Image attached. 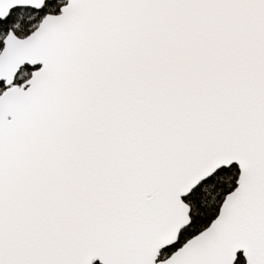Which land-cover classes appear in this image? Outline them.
Segmentation results:
<instances>
[{"label": "snow or ice", "instance_id": "obj_1", "mask_svg": "<svg viewBox=\"0 0 264 264\" xmlns=\"http://www.w3.org/2000/svg\"><path fill=\"white\" fill-rule=\"evenodd\" d=\"M0 264H264V0H0Z\"/></svg>", "mask_w": 264, "mask_h": 264}]
</instances>
